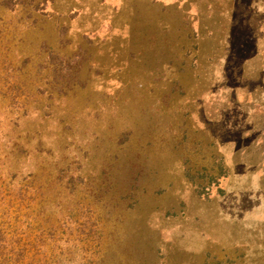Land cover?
I'll return each mask as SVG.
<instances>
[{
    "label": "rangeland",
    "instance_id": "obj_1",
    "mask_svg": "<svg viewBox=\"0 0 264 264\" xmlns=\"http://www.w3.org/2000/svg\"><path fill=\"white\" fill-rule=\"evenodd\" d=\"M245 129L264 138V0H0L17 264H244L206 234Z\"/></svg>",
    "mask_w": 264,
    "mask_h": 264
},
{
    "label": "crops",
    "instance_id": "obj_2",
    "mask_svg": "<svg viewBox=\"0 0 264 264\" xmlns=\"http://www.w3.org/2000/svg\"><path fill=\"white\" fill-rule=\"evenodd\" d=\"M235 131L241 138L224 143L222 185L208 201L213 225L219 227L206 237L223 247L251 249L244 264H264V138L258 134L249 138L252 129Z\"/></svg>",
    "mask_w": 264,
    "mask_h": 264
},
{
    "label": "trees",
    "instance_id": "obj_3",
    "mask_svg": "<svg viewBox=\"0 0 264 264\" xmlns=\"http://www.w3.org/2000/svg\"><path fill=\"white\" fill-rule=\"evenodd\" d=\"M2 200L3 199H0V202H3ZM12 204L13 203L9 201L8 205L11 206ZM14 219L17 220V216H15ZM14 233H16V231H14ZM7 236L8 233H5V230L0 229V259L3 258L0 264H17L26 257V253H16L13 239H8Z\"/></svg>",
    "mask_w": 264,
    "mask_h": 264
}]
</instances>
